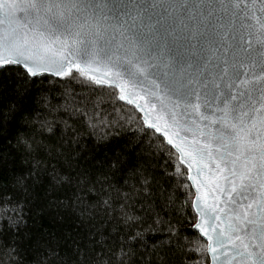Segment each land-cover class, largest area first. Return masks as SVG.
Instances as JSON below:
<instances>
[{"label":"snow or ice","instance_id":"snow-or-ice-1","mask_svg":"<svg viewBox=\"0 0 264 264\" xmlns=\"http://www.w3.org/2000/svg\"><path fill=\"white\" fill-rule=\"evenodd\" d=\"M245 8L255 23L242 26L261 45L253 78L264 81V15H257L264 2ZM215 10V0H0V69L25 82L75 72L96 84L115 82L129 104L144 101L136 106L147 109L148 126L195 168V227L213 264L221 249L226 264H264V83L248 76L252 40L227 55L236 47L232 26L221 31ZM168 37L186 55L164 60L159 42ZM129 81L140 91L129 93ZM221 196L227 199L218 207Z\"/></svg>","mask_w":264,"mask_h":264},{"label":"trees","instance_id":"trees-1","mask_svg":"<svg viewBox=\"0 0 264 264\" xmlns=\"http://www.w3.org/2000/svg\"><path fill=\"white\" fill-rule=\"evenodd\" d=\"M118 95L0 69V264H209L187 168Z\"/></svg>","mask_w":264,"mask_h":264},{"label":"water","instance_id":"water-1","mask_svg":"<svg viewBox=\"0 0 264 264\" xmlns=\"http://www.w3.org/2000/svg\"><path fill=\"white\" fill-rule=\"evenodd\" d=\"M134 2V0H133ZM146 2V0H141V3ZM172 2H175V0H172ZM254 2V0H215L216 3V10H215V14L213 16V21L219 25H222L223 27L221 28V31H224L226 29L229 28V26L231 25V31L228 32V39L233 41L236 45L235 48L230 49L229 52L227 53V55L230 57L232 55L233 51H236V48H239L241 46L247 47L246 42L248 40H252V44H251V48H252V53L249 57V64L251 65L252 63H255V67H249L248 69V76L250 79H253V84H255L256 86H259L261 83H264V81H259V80H255L253 78V73H256L257 75L260 73L261 68H260V64H259V53L261 51V45L258 44L256 42V37L255 35H250L249 34V29H247L246 27L242 26V21L244 24L247 25H251L254 24L255 21L247 18L244 16V12L245 11H250V9H246L245 5H251ZM255 2L259 5V3L264 2V0H255ZM239 3L240 4V8H235L234 5ZM257 15H264L261 14L259 12H257ZM147 23V21H145ZM171 38L168 37L167 39L162 38L159 42V48L158 51L162 54V57L164 60H167L169 58H175L177 56L180 55H186V53L184 52L183 48H177L175 46H173L171 43ZM168 44V47H165V44ZM221 52H223V50H221ZM239 59V56L237 57ZM241 71H243V69H241ZM101 72H103V69H101ZM96 75L100 76V72L96 73ZM55 77V76H53ZM57 79H61L58 77H55ZM103 78V77H101ZM67 78H63L61 80H64ZM86 79V78H84ZM125 79L127 80V77H125ZM89 82H92L88 79H86ZM94 83V82H92ZM96 84V83H94ZM98 86H105V87H113L116 88L119 92V96H120V91L119 88L116 86L115 82L108 84V83H104V84H96ZM144 87H146L147 85H143ZM252 85H249V87H251ZM235 88V85L233 86ZM141 88V85L139 84V82H128V88L127 91L129 93L135 91V92H139ZM146 95V94H145ZM120 99V98H119ZM149 101L151 103H155V101L151 98L148 97ZM121 100V99H120ZM124 103L134 107L140 114L142 117V120L145 124V126L151 130H153L155 133H157L159 136L163 137L167 142V137L165 136L164 132H157L154 128H151L148 126V123L145 122V112L147 111V109H141L138 108L136 106V104H144V101L137 99L135 104H129L127 102V100H122ZM203 110V109H202ZM157 112H159V107H157ZM154 114L150 113L149 114V118H151ZM206 123V122H205ZM203 126V125H202ZM219 129V125L214 126L211 131L213 132H217ZM181 135H185V133H181ZM190 135V134H189ZM170 147H172L178 154L179 156V160L181 162L180 159V153L176 150L175 147H173L172 145L168 144ZM182 163V162H181ZM188 170V179L189 182L191 184V187L193 189L194 192V198H193V208L195 210V213L197 215V221L196 224L199 223V215L196 211V201L198 196L201 194L200 192L197 191L196 185L194 183L193 180H191L189 177L194 176L195 175V168L193 169H189L186 163H182ZM202 178V177H201ZM216 195V193L211 192V190H209V196L208 199L211 201L212 198ZM226 196H221L220 199L217 201V205L218 207H223V202L226 200ZM222 218L226 219V216H223L222 214ZM195 224V225H196ZM195 229L198 231V229L195 227ZM199 232V231H198ZM199 234L201 235V237L206 241V243H208L207 239L205 237H203V235L199 232ZM223 252V249L219 250L217 253V261L216 264H226V261L228 259V257L226 255H221L220 253ZM208 256H209V264H213V258L211 253L208 252Z\"/></svg>","mask_w":264,"mask_h":264},{"label":"rangeland","instance_id":"rangeland-1","mask_svg":"<svg viewBox=\"0 0 264 264\" xmlns=\"http://www.w3.org/2000/svg\"><path fill=\"white\" fill-rule=\"evenodd\" d=\"M119 96V95H118Z\"/></svg>","mask_w":264,"mask_h":264}]
</instances>
